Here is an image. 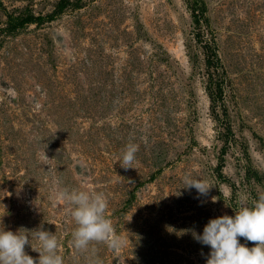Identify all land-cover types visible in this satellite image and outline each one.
Masks as SVG:
<instances>
[{
    "label": "rangeland",
    "instance_id": "obj_1",
    "mask_svg": "<svg viewBox=\"0 0 264 264\" xmlns=\"http://www.w3.org/2000/svg\"><path fill=\"white\" fill-rule=\"evenodd\" d=\"M61 188L105 194L127 243L93 245L103 264H207L183 230L264 192V0H0V230L42 228L64 264H90Z\"/></svg>",
    "mask_w": 264,
    "mask_h": 264
},
{
    "label": "clouds",
    "instance_id": "obj_2",
    "mask_svg": "<svg viewBox=\"0 0 264 264\" xmlns=\"http://www.w3.org/2000/svg\"><path fill=\"white\" fill-rule=\"evenodd\" d=\"M139 146L128 143L123 153L122 164L125 170L134 169L136 153ZM45 160H49L46 153ZM186 189H195L200 196H207L213 186L202 178H192L190 174L183 177ZM227 196V192L222 193ZM199 198V197H198ZM53 201H64L69 208V215L77 227L72 232V245L81 254H90V264H103L96 254L95 244L106 245L113 252H120L126 246V240L115 233L111 219L107 216L108 201L103 192L69 190L61 188L53 190ZM212 197V202H217ZM247 197L241 196L240 208L235 217L224 215L211 219L204 227L203 234L191 231L194 239L211 249L207 264H264V192L259 193L258 200L249 207ZM21 232L31 233L21 235ZM239 238L253 242L254 247L248 248L240 243ZM32 239L38 241L40 250L32 246ZM39 253L38 262L26 254V245ZM59 242L56 235L48 231L21 228L16 233L0 230V264H64L59 254Z\"/></svg>",
    "mask_w": 264,
    "mask_h": 264
},
{
    "label": "trees",
    "instance_id": "obj_3",
    "mask_svg": "<svg viewBox=\"0 0 264 264\" xmlns=\"http://www.w3.org/2000/svg\"><path fill=\"white\" fill-rule=\"evenodd\" d=\"M195 18H196V16H195ZM8 22H9V26L12 27L13 26V23H12L11 18L9 19ZM21 23H26L25 19H23ZM195 23L196 24H199V20H196ZM199 39H200V35H199ZM211 42H212V40H211ZM202 49L204 51V54H207V63H208V66L211 67V64H215L216 63V65L221 68V64H220V61H219V58H218V54H217V50L215 48L214 43L212 42V45L211 46L206 45ZM207 50H209L208 53H207ZM210 74H211V71H210L209 75ZM217 88L219 89V91L221 90L220 85H218ZM212 96L213 95L210 93V98L211 99L213 98ZM213 101H214V99H212V102Z\"/></svg>",
    "mask_w": 264,
    "mask_h": 264
}]
</instances>
